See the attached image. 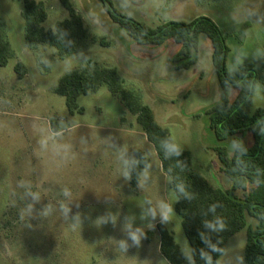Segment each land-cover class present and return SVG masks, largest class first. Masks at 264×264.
<instances>
[{
  "label": "rangeland",
  "instance_id": "374dc122",
  "mask_svg": "<svg viewBox=\"0 0 264 264\" xmlns=\"http://www.w3.org/2000/svg\"><path fill=\"white\" fill-rule=\"evenodd\" d=\"M31 1L45 7L46 32L69 18L60 0ZM24 2L0 0V22L11 50L7 65L0 67V264H169L160 252L159 224L191 262L171 180L136 118L106 87L79 97L82 112L71 114L55 88L73 71L115 70L173 144L191 153L194 169L212 187L230 191L231 181L214 152L219 143L208 127L207 112L223 98L209 39L200 36L196 65L177 70L172 61L178 45L140 46L111 21L99 0H70L87 39L61 58L47 44L26 41ZM113 3L150 28L208 17L228 35V70L244 63L259 70L264 64V0ZM236 95L227 91L230 101ZM257 109H264L259 84L251 112ZM236 137L252 143L250 135ZM222 144L231 150L233 138ZM138 150L149 166L133 188L127 167ZM243 194L235 192L239 198ZM255 224L247 218L248 226ZM245 240L246 228L229 239L218 264H246Z\"/></svg>",
  "mask_w": 264,
  "mask_h": 264
},
{
  "label": "trees",
  "instance_id": "16d2710c",
  "mask_svg": "<svg viewBox=\"0 0 264 264\" xmlns=\"http://www.w3.org/2000/svg\"><path fill=\"white\" fill-rule=\"evenodd\" d=\"M99 1L111 21L136 44L160 47L171 41L178 45L180 49L172 61L177 70H189L196 65L200 36L209 39L213 71L223 98L207 112L208 127L219 143L214 152L224 174L231 181V190L212 187L194 169L191 153L173 144L168 130L156 122L148 106L123 87L115 70L73 71L61 78L55 93L64 98L67 110L74 114L82 112L77 102L79 97L95 94L106 87L136 118L147 141L153 146L163 172L171 180V189L176 196L174 209L181 218L184 235L192 250V260L186 262L172 234L165 226L157 225L160 252L169 264H218L226 252L229 239L245 228V263L264 264V109L251 112L256 86L259 84L264 88V64L259 70L244 63L238 69L229 71L228 35L208 17L200 16L188 23L169 21L150 28L118 11L113 0ZM60 2L68 11L69 18L58 23L55 31L46 32L42 27L47 13L41 2L25 0L23 19L25 39L29 44H47L64 58L78 42L87 39V32L70 0ZM10 55V46L0 22V67L7 65ZM228 90L237 91L233 101L227 96ZM249 135L252 139L250 146L236 137ZM230 138L234 141L231 150L222 144ZM148 166L146 155L136 151L134 160L127 167L133 188L138 186L142 172ZM238 190L244 192L242 198L235 196ZM247 218L255 220L256 224L248 226ZM147 235L150 241L152 233L148 232Z\"/></svg>",
  "mask_w": 264,
  "mask_h": 264
},
{
  "label": "crops",
  "instance_id": "0c3cea01",
  "mask_svg": "<svg viewBox=\"0 0 264 264\" xmlns=\"http://www.w3.org/2000/svg\"><path fill=\"white\" fill-rule=\"evenodd\" d=\"M230 71V70H229Z\"/></svg>",
  "mask_w": 264,
  "mask_h": 264
}]
</instances>
